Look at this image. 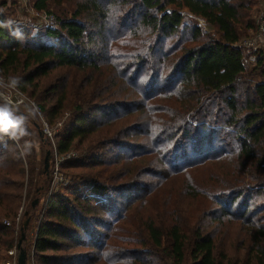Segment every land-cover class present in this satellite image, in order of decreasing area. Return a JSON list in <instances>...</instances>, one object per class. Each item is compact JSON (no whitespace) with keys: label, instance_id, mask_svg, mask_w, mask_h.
<instances>
[{"label":"trees","instance_id":"1","mask_svg":"<svg viewBox=\"0 0 264 264\" xmlns=\"http://www.w3.org/2000/svg\"><path fill=\"white\" fill-rule=\"evenodd\" d=\"M9 1L0 75L67 115L55 146L79 155L52 192L25 149L48 139L0 105V261L24 194L26 264H264V51L247 68L236 47L264 0H33L57 23L34 33Z\"/></svg>","mask_w":264,"mask_h":264},{"label":"built area","instance_id":"2","mask_svg":"<svg viewBox=\"0 0 264 264\" xmlns=\"http://www.w3.org/2000/svg\"><path fill=\"white\" fill-rule=\"evenodd\" d=\"M24 8H29L28 11L39 20V24L32 27L38 28L37 30H55L57 27L56 18L53 14L47 11H36L30 6V0H20ZM198 24L204 28V21L202 19H197ZM18 26H23L21 22H18ZM237 48L241 50L243 55H253L258 51H264V15L261 14L256 18V30L254 34L247 37L243 42H239L236 45ZM0 105L17 110V112L22 113L23 116L31 115L33 119L37 121L38 128L42 136L48 139L51 147L50 151V163L49 167L52 174L51 188L56 189V187L65 182L63 174H61L60 166L63 162L72 160L76 158L74 152H68L66 154H58L55 146V137L58 130H61L60 123L55 124L51 127L47 120L45 119L41 109L36 103L27 98L17 87L12 86L10 81L0 75ZM20 110V111H19ZM6 138H11L10 134L4 133ZM20 221V215L16 218L13 226L17 229ZM5 226H12L11 223L4 221ZM10 255V260L3 264H16L17 250L12 249L8 252Z\"/></svg>","mask_w":264,"mask_h":264},{"label":"rangeland","instance_id":"3","mask_svg":"<svg viewBox=\"0 0 264 264\" xmlns=\"http://www.w3.org/2000/svg\"><path fill=\"white\" fill-rule=\"evenodd\" d=\"M8 2H10L9 0H7ZM32 1L33 0H30V6L32 5ZM16 2V6H15V9L13 10V14L12 16H10L8 18V20H10V23H12L13 25H17L18 22H21L23 24V26H19L21 29L25 30H31L32 33H34L35 31H38L37 29L38 28H35V27H32L36 24H39V20L37 18H35V16H33L29 11L28 9L29 8H24L22 6V2L20 0H15ZM6 8H9L8 6ZM0 12L2 13L3 12V9L0 8ZM10 12L12 13V11L10 10ZM49 13L51 14H54L51 10L49 11ZM263 14L264 15V2H259L254 8H253V11H252V20H253V25L254 27L256 28V18ZM14 21V23H13ZM18 26V25H17ZM41 32H44V31H39V33ZM247 37H243L240 41L243 42ZM243 58H244V64L247 68H250L253 64H254V57L253 55H243ZM9 80V79H7ZM10 81V80H9ZM27 97V96H26ZM28 98V97H27ZM20 111V110H19ZM17 112V110H16ZM21 113V111L19 112ZM22 117L26 118V120L28 122H35L36 125H37V121L35 119L32 118L31 115H28V116H23ZM67 119V115H65L61 120L57 121L55 124L57 123H60L62 124L61 125V130H58L57 134H60L61 131L63 130V127H64V123ZM54 125H51V127H54ZM38 126V125H37ZM11 136V135H10ZM13 140V142L15 143V145L17 146L18 150H20V153L22 155V161H23V167H24V174H25V177H26V174H28V159L26 157H24V155L22 154V151L18 145V143L16 142V140L11 136V138ZM5 143V142H4ZM26 144H30L31 145V148L30 149H26ZM25 149L28 151V153H32V150H33V153L34 155H36V162H38L41 158H44L45 157V152L42 151V149H40V146L35 143L34 144V148L32 147V144L30 141H26L25 142ZM76 154V157L79 155V152H76V151H72ZM61 174H64L62 171H60ZM64 176V175H63ZM64 180L65 182L63 184H60L56 187V189H53L52 192H55L57 190L60 189V187H66L70 184V178L64 176ZM25 193V192H24ZM176 199V197L173 198V201ZM25 205H26V202H25V198H24V194H23V198H22V202L19 206V209L17 211V215H16V218L18 217V215H20V221H19V224L17 226V229L14 228L15 231H20V226H21V223H22V220H23V211H24V208H25ZM16 218L13 222H11L10 220L8 219H3L2 223L4 221L6 222H9L11 223V225L13 226L14 222L16 221ZM14 227V226H13ZM21 232V231H20ZM17 244V242H16ZM16 244L13 248H11L10 250L2 253L3 256H4V259L2 261H0V264H3L5 263L6 261L10 260V255L8 254V252L12 251V249H15L16 248ZM17 250V249H16ZM17 255H18V251H17ZM16 260H17V257H16ZM17 264V262H16ZM29 264H34L33 260L31 259Z\"/></svg>","mask_w":264,"mask_h":264},{"label":"water","instance_id":"4","mask_svg":"<svg viewBox=\"0 0 264 264\" xmlns=\"http://www.w3.org/2000/svg\"><path fill=\"white\" fill-rule=\"evenodd\" d=\"M19 116L22 117V113L16 112ZM38 128V126H37ZM41 134V133H40ZM49 163H50V151H47L45 153V157H44V171L47 172L49 169ZM38 203V200H35L32 203V207H34L36 204ZM28 221H25L22 228H21V236L20 239L18 240L17 244H16V249L18 251V255H17V264H26V253L22 250L21 248V242L24 238V235L22 233V231L25 229L26 225H27Z\"/></svg>","mask_w":264,"mask_h":264},{"label":"clouds","instance_id":"5","mask_svg":"<svg viewBox=\"0 0 264 264\" xmlns=\"http://www.w3.org/2000/svg\"><path fill=\"white\" fill-rule=\"evenodd\" d=\"M17 83H18V81L15 80V79H13V80L10 81V84H11L12 86H15ZM2 130H3V129H0V131H2ZM21 134H22V135L25 134L24 131H23V129H21ZM30 148H31V145H30V144H26V149H30Z\"/></svg>","mask_w":264,"mask_h":264}]
</instances>
